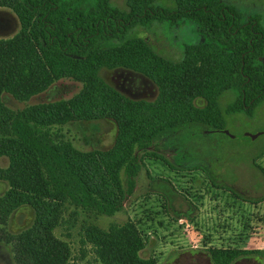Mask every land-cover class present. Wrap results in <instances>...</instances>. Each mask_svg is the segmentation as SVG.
I'll list each match as a JSON object with an SVG mask.
<instances>
[{
	"label": "trees",
	"instance_id": "16d2710c",
	"mask_svg": "<svg viewBox=\"0 0 264 264\" xmlns=\"http://www.w3.org/2000/svg\"><path fill=\"white\" fill-rule=\"evenodd\" d=\"M0 0L20 28L0 38V243L16 264H158L142 252L146 240L132 220L101 228L136 188L149 151L163 133L188 124L223 130L225 115L250 113L264 98V14L243 15L222 0ZM194 22L204 43L184 47L181 60L155 52L148 39L155 23ZM124 68L151 79L153 101L133 100L110 86L102 69ZM81 85L69 99L14 110L10 95L26 103L55 83ZM232 92L222 109L220 97ZM197 99L205 102L195 105ZM112 120L113 145L84 151L65 137L69 123ZM141 153V154H140ZM7 159L8 165H1ZM28 206L32 225L9 230L12 215ZM79 224V247L71 238ZM260 251L212 249V264H234Z\"/></svg>",
	"mask_w": 264,
	"mask_h": 264
},
{
	"label": "rangeland",
	"instance_id": "374dc122",
	"mask_svg": "<svg viewBox=\"0 0 264 264\" xmlns=\"http://www.w3.org/2000/svg\"><path fill=\"white\" fill-rule=\"evenodd\" d=\"M222 1L243 15L264 12V0ZM112 3L126 8V0ZM157 4L172 7L170 0H157ZM1 20L8 26L0 28V38L18 32L19 21L11 10L1 8ZM139 35L148 39L155 52L173 61L182 59L185 46L206 41L198 26L186 20L155 23L149 32L141 31ZM101 77L130 99L153 101L158 96L157 85L137 72L104 68ZM80 88L77 82L61 80L26 103L10 95H4V100L17 110L69 99ZM233 98L232 92L224 93L219 100L221 108L225 109ZM195 105L203 107L205 102L197 99ZM223 130L229 134L188 124L161 134L149 151L166 161L145 158L124 210L114 217L101 216L96 223L107 228L113 222L134 221L146 240L142 256L153 257L158 264H212V249L260 251L234 264H264V98L250 113L225 115ZM61 131L80 150H105L113 145L117 126L112 120L75 122ZM1 165L6 167L7 159H2ZM7 189V183L0 181V197ZM83 218L71 238L64 236V230L57 232L62 239L75 243L76 250ZM33 221V210L24 206L12 215L9 230L19 233ZM0 264H16L10 246L4 243H0Z\"/></svg>",
	"mask_w": 264,
	"mask_h": 264
},
{
	"label": "flooded vegetation",
	"instance_id": "af4514ba",
	"mask_svg": "<svg viewBox=\"0 0 264 264\" xmlns=\"http://www.w3.org/2000/svg\"><path fill=\"white\" fill-rule=\"evenodd\" d=\"M252 13H254V12H252ZM258 13L264 14V12H258ZM7 26H8V23H6L5 20H1V21H0V28H1V29H6ZM139 74H140V73H139ZM115 89H116V88H115ZM256 260H257V259H256Z\"/></svg>",
	"mask_w": 264,
	"mask_h": 264
},
{
	"label": "water",
	"instance_id": "95a60500",
	"mask_svg": "<svg viewBox=\"0 0 264 264\" xmlns=\"http://www.w3.org/2000/svg\"><path fill=\"white\" fill-rule=\"evenodd\" d=\"M218 132H223L225 134H229L228 131H225V130H217ZM255 138V137H254Z\"/></svg>",
	"mask_w": 264,
	"mask_h": 264
}]
</instances>
